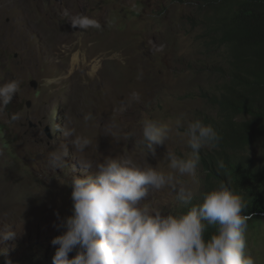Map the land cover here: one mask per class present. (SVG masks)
<instances>
[{
    "label": "rangeland",
    "instance_id": "rangeland-1",
    "mask_svg": "<svg viewBox=\"0 0 264 264\" xmlns=\"http://www.w3.org/2000/svg\"><path fill=\"white\" fill-rule=\"evenodd\" d=\"M192 13L176 0H0V84L20 82V91L0 112V230L17 233L0 245V264H52L59 246L51 241L66 231L54 225L72 214L68 184L73 175L84 178L79 163L85 159L119 157L167 172V149L182 156L191 152L174 133L156 147L155 158L136 141L146 118L174 128L178 118L186 127L216 115L212 93L222 81L205 66L189 24ZM79 14L102 28H72L67 20ZM12 113L18 119L9 122ZM89 113L93 119L85 121ZM63 127L91 144L83 153L68 145L67 166L54 170L49 154L68 143ZM128 132L133 139L125 138ZM243 152L264 160V140ZM183 179L195 197L205 179L200 163L194 179ZM145 202L165 215L185 207L167 188ZM245 235L246 252L264 264V218L248 221Z\"/></svg>",
    "mask_w": 264,
    "mask_h": 264
},
{
    "label": "clouds",
    "instance_id": "clouds-1",
    "mask_svg": "<svg viewBox=\"0 0 264 264\" xmlns=\"http://www.w3.org/2000/svg\"><path fill=\"white\" fill-rule=\"evenodd\" d=\"M194 13L195 8L189 24L199 36ZM64 14L68 16L67 11ZM67 21L74 29L102 28L99 21L83 14ZM19 91L20 82L15 79L0 84V112L7 110ZM132 99L138 101L139 93L133 92ZM215 112L217 115L216 107ZM17 119L16 113L10 114L9 122ZM84 119L89 121L93 116L89 113ZM60 130L68 143L49 154L48 166L54 170L67 166L68 145L83 153L91 144L87 137L77 135L74 128ZM172 133L184 138L191 152L182 156L167 149V172L149 163L139 166L131 159L119 157H107L102 162L85 159L79 163L85 176L73 175L68 184L72 190V214L54 225L66 231L51 241L59 246L52 264H256L246 252L245 234L252 214H244L245 201L228 184L220 183L202 193L199 203L192 204L193 191L183 179L195 178L201 165L200 150L215 147L220 139L218 132L198 118L188 121L186 127L178 118L174 128L146 118L142 121L141 139L136 142L143 149L146 147V156L155 158L156 147L165 145ZM134 135L128 132L125 138L133 139ZM164 188L175 194L179 204L191 205L186 213L182 207L165 215L145 202L150 193ZM210 227L214 231L206 237ZM16 235L12 229L0 230V245H7ZM74 250L75 256L69 259Z\"/></svg>",
    "mask_w": 264,
    "mask_h": 264
},
{
    "label": "trees",
    "instance_id": "trees-1",
    "mask_svg": "<svg viewBox=\"0 0 264 264\" xmlns=\"http://www.w3.org/2000/svg\"><path fill=\"white\" fill-rule=\"evenodd\" d=\"M176 1L195 8L197 45L206 57V68L222 81L211 99L217 115L205 121L218 132L219 148L200 152L205 179L192 204L200 202L202 193L225 183L247 204L244 214H252L249 222L260 221L264 160L243 151L264 140V0ZM213 231L210 227L206 237ZM27 254L34 256L31 250Z\"/></svg>",
    "mask_w": 264,
    "mask_h": 264
},
{
    "label": "water",
    "instance_id": "water-1",
    "mask_svg": "<svg viewBox=\"0 0 264 264\" xmlns=\"http://www.w3.org/2000/svg\"><path fill=\"white\" fill-rule=\"evenodd\" d=\"M33 85L35 86V88L38 87V84H37L36 82H33ZM30 106H31V103L29 102V103H28V107H30Z\"/></svg>",
    "mask_w": 264,
    "mask_h": 264
}]
</instances>
